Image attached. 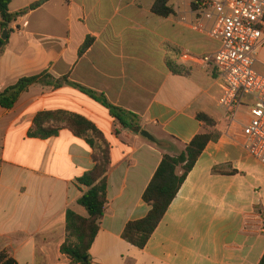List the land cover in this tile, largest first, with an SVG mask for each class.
Instances as JSON below:
<instances>
[{
	"label": "crops",
	"instance_id": "1",
	"mask_svg": "<svg viewBox=\"0 0 264 264\" xmlns=\"http://www.w3.org/2000/svg\"><path fill=\"white\" fill-rule=\"evenodd\" d=\"M39 1L11 0L8 9L16 13ZM190 1L170 0L174 15L163 18L151 13L154 0H47L10 25L0 52V91L44 71L67 76L132 113L155 140L123 128L101 104L67 84H34L12 109L0 107V254L14 264H70L60 253L66 212L87 216L77 204L86 190L77 179L92 169V152L67 129L45 140L28 137L35 116L46 111L83 116L110 145L107 207L89 264H259L264 164L243 148L239 124L227 128L216 71L180 64L183 52L217 49L205 32L180 21L191 20ZM88 37L92 45L79 57ZM198 114L214 122L219 138L207 144L139 250L122 239L123 229L150 210L142 195L163 154H180L204 132ZM246 121L243 107L239 122ZM224 166L237 173H212Z\"/></svg>",
	"mask_w": 264,
	"mask_h": 264
},
{
	"label": "trees",
	"instance_id": "2",
	"mask_svg": "<svg viewBox=\"0 0 264 264\" xmlns=\"http://www.w3.org/2000/svg\"><path fill=\"white\" fill-rule=\"evenodd\" d=\"M46 1L41 0L24 10L11 13L8 9L11 0H0V36L4 30H9L10 25L18 18L40 7ZM169 2L170 0H154L151 13L163 18L174 15ZM92 42L91 38H86L79 48V57L89 49ZM6 43L7 40L3 41L0 38V52ZM168 67L173 73H177L171 62H168ZM34 84L53 88H59L64 84L74 86L101 104L108 111L109 116L123 128L136 133L141 131L136 116L111 105L103 94L74 84L68 80L67 76L55 78L48 71L20 78L15 84L0 91V107L6 110L12 109L21 94ZM196 119L203 124L204 132L196 135L180 154L176 156L163 154L142 195L143 202L150 207V210L143 219L128 222L123 229L122 239L139 250L146 246L207 144L216 142L219 138L218 132L212 130L215 124L210 118L198 114ZM61 129L69 130L75 137L86 143L92 152L93 166L77 179L78 184L86 188L77 200V204L85 209L87 216L82 217L70 210L66 212V241L60 247V253L70 259V264H89V251L97 234L99 221L107 207V175L112 164L110 145L104 134L91 121L66 111L38 113L28 131V137L45 140L56 136ZM212 173L234 175L237 172L229 166H224L214 167ZM0 264H14V262L6 254H0ZM259 264H264V255Z\"/></svg>",
	"mask_w": 264,
	"mask_h": 264
},
{
	"label": "built area",
	"instance_id": "3",
	"mask_svg": "<svg viewBox=\"0 0 264 264\" xmlns=\"http://www.w3.org/2000/svg\"><path fill=\"white\" fill-rule=\"evenodd\" d=\"M191 20L196 31L217 42V49L204 55L183 52L178 59L185 67L216 71L227 128L241 126L242 146L264 164V71L255 69L258 51L264 46V0H191ZM247 121L239 122L240 110Z\"/></svg>",
	"mask_w": 264,
	"mask_h": 264
},
{
	"label": "water",
	"instance_id": "4",
	"mask_svg": "<svg viewBox=\"0 0 264 264\" xmlns=\"http://www.w3.org/2000/svg\"><path fill=\"white\" fill-rule=\"evenodd\" d=\"M0 38H1V40L6 41L8 38V30H4L2 32ZM140 136L143 137L144 139L148 140L149 142L155 143L153 136L149 132H147L146 130H141Z\"/></svg>",
	"mask_w": 264,
	"mask_h": 264
},
{
	"label": "rangeland",
	"instance_id": "5",
	"mask_svg": "<svg viewBox=\"0 0 264 264\" xmlns=\"http://www.w3.org/2000/svg\"><path fill=\"white\" fill-rule=\"evenodd\" d=\"M255 69L258 72L264 71V46L258 51Z\"/></svg>",
	"mask_w": 264,
	"mask_h": 264
}]
</instances>
